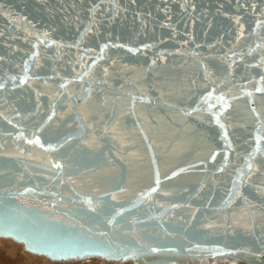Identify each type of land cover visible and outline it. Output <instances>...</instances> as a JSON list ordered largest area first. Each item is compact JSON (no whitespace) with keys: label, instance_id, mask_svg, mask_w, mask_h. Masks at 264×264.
<instances>
[{"label":"water","instance_id":"water-1","mask_svg":"<svg viewBox=\"0 0 264 264\" xmlns=\"http://www.w3.org/2000/svg\"><path fill=\"white\" fill-rule=\"evenodd\" d=\"M262 58L264 0H0V233L40 251L0 237L52 261L264 264Z\"/></svg>","mask_w":264,"mask_h":264},{"label":"snow or ice","instance_id":"snow-or-ice-1","mask_svg":"<svg viewBox=\"0 0 264 264\" xmlns=\"http://www.w3.org/2000/svg\"><path fill=\"white\" fill-rule=\"evenodd\" d=\"M105 48L109 47L108 44L104 45ZM132 51H139V49H132ZM154 63V61H153ZM261 64H264V58L261 59ZM261 64H257L255 65L256 67H260ZM205 71H207L205 69ZM259 83L260 84H264V74H261L259 76ZM206 90H207V86H206ZM255 93L257 94H261L264 95V87H255ZM253 92H247L246 96L251 98L253 96ZM213 95L212 92H209V96ZM205 100L208 99V96H206L204 98ZM216 100L218 101V103H211L207 105V108L210 110V120H214L216 125L219 126V128L224 130V134H223V138L225 140L229 139L228 136V132L226 130V125L225 123H222L221 120L223 118V114L226 113L228 111V109H230L231 104L229 102L228 99H226L223 95H219L216 96ZM255 102L253 101V104ZM251 111L253 112L254 116L256 117L258 123H259V127L255 129V134L252 138V143L254 145V148H250L249 149V157H252L253 152H256L257 150H259L262 146V144H264V122L260 121V114L256 111L255 107H252ZM189 115H192V113L190 112ZM51 117H49L50 119ZM29 144H39L41 147H44V144L41 142L40 138L37 136L35 138V140H29L28 141ZM217 156H220L222 160L227 159V157L224 155V153L222 152H218L214 155H212L211 159L212 161H215ZM56 168H61L62 165L57 163L55 165ZM251 167L252 165L249 164L248 165V170L251 171ZM220 171H222V169H219ZM258 170V169H257ZM181 171H183V169H181ZM173 176L177 175V173L173 172L172 173ZM156 184H159L160 181L156 180L155 181ZM241 183H243V178H241ZM233 187H236V185L234 184ZM153 192H156L157 189L155 187L152 188ZM233 195H235V193H233ZM241 199L243 198L242 196L240 197ZM94 210V209H93ZM5 236L8 237H12L17 239L20 242H26L28 244V250L32 251V252H39L40 248L37 247V244L33 242L32 239H29L26 235H22L19 232H17L14 228H9V229H5L2 233ZM70 250H75V249H70ZM153 252H159L160 249L159 248H153L152 249ZM49 255H51V253H49Z\"/></svg>","mask_w":264,"mask_h":264},{"label":"rangeland","instance_id":"rangeland-1","mask_svg":"<svg viewBox=\"0 0 264 264\" xmlns=\"http://www.w3.org/2000/svg\"><path fill=\"white\" fill-rule=\"evenodd\" d=\"M0 264H60L51 263L43 257H37L24 251L23 245L0 238ZM69 264H106L98 260ZM130 264V263H127Z\"/></svg>","mask_w":264,"mask_h":264},{"label":"bare ground","instance_id":"bare-ground-1","mask_svg":"<svg viewBox=\"0 0 264 264\" xmlns=\"http://www.w3.org/2000/svg\"><path fill=\"white\" fill-rule=\"evenodd\" d=\"M0 238L8 239V240H11V241H13V242H15V243H18V244L23 245L22 243H19V242L15 241L14 239H11V238H7V237H0ZM23 248H24V247H23ZM24 251H25V252H28V253H30V254H32V255H35V256H37V257H43V258L47 259L49 262H51V263L69 264V263L84 262V261H79V260H78V261H70V262H67V261H52V260H50L49 258H47L46 256H43V255H37V254H34V253H32V252L26 251L25 249H24ZM96 259H97V258H95V259L91 258L90 261H92V260H96ZM98 260L101 261V262H104V263H106V264H127V263L133 264L131 261H126V262H124V263H118V262H108V261L103 260V259H98Z\"/></svg>","mask_w":264,"mask_h":264}]
</instances>
